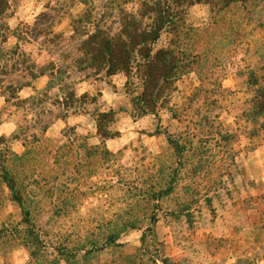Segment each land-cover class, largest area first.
I'll return each instance as SVG.
<instances>
[{
    "label": "rangeland",
    "instance_id": "obj_1",
    "mask_svg": "<svg viewBox=\"0 0 264 264\" xmlns=\"http://www.w3.org/2000/svg\"><path fill=\"white\" fill-rule=\"evenodd\" d=\"M116 1L93 0L91 22L106 13L99 24L115 33ZM86 4L10 0L11 30L29 34L22 52L67 72L78 100L66 113L56 101L68 90L45 78L17 99L0 91V264H264V119L249 118L264 86V0L188 8L172 47L185 71L146 117L135 72L121 86L78 63ZM173 41L163 33L157 47ZM16 44L4 46L13 61Z\"/></svg>",
    "mask_w": 264,
    "mask_h": 264
},
{
    "label": "trees",
    "instance_id": "obj_2",
    "mask_svg": "<svg viewBox=\"0 0 264 264\" xmlns=\"http://www.w3.org/2000/svg\"><path fill=\"white\" fill-rule=\"evenodd\" d=\"M78 1L84 5H87L88 2L90 6L76 21V25L78 24L82 28L81 30H84L82 31L84 39L79 49L83 58L79 59L78 63L84 64L87 68L102 70L106 76L123 74L128 78V81L131 74L135 72L142 88L140 94L132 99V105L137 114L143 116L156 112L157 107L162 104L166 96L162 94V89H166L170 82L175 81L185 71L186 60L183 53H178L170 47L153 51V45L159 40L161 33L166 31L173 34V47L178 48V42L183 35L179 26L183 24L182 18L188 8L205 4L213 10L218 8L217 11L221 12L232 4H245L250 0H119L113 3L116 4V24L119 26L115 33L110 27L99 24L105 19L106 13H103L101 21L98 23L91 22L93 0ZM134 2L139 6L136 11H127L122 8V5ZM57 7L58 12L64 11L61 4ZM112 15L113 13L107 14L110 18ZM11 17L10 0H0V91L3 97L7 93L11 94L13 99H17L21 90L31 87L33 81L46 76L48 88L53 86L58 89L59 93L66 90L69 92L64 100L59 102L57 99L56 103L65 108L66 113L74 109L73 102L78 98L64 83L67 72L53 61L38 65L27 57L22 52L20 44L29 42L27 41L29 34L22 32L19 27L11 30L8 24ZM82 23L85 24L84 27H82ZM85 26L91 30H87ZM77 30H79L78 27ZM74 31L76 32V29ZM46 34L51 36V39L57 36L50 30L46 31ZM10 37L17 40L12 54L17 55L21 60L13 61L9 57V53L4 51V46ZM34 37L36 38V35ZM29 40H31L30 37ZM7 62L10 65H7ZM16 74L19 78L17 81H10L4 85V78ZM4 98L7 101V97ZM81 98L79 101L82 100ZM110 116H112L111 111L98 115L97 129L103 139L111 137L102 128ZM249 118L252 122L264 119V86L256 90L251 100ZM261 128H264V124ZM0 168L1 173L5 174L3 167L0 166ZM4 182L9 185L11 191H14L13 184L6 182L5 179ZM17 202H20L19 198H17ZM243 262L246 263V261Z\"/></svg>",
    "mask_w": 264,
    "mask_h": 264
},
{
    "label": "crops",
    "instance_id": "obj_3",
    "mask_svg": "<svg viewBox=\"0 0 264 264\" xmlns=\"http://www.w3.org/2000/svg\"><path fill=\"white\" fill-rule=\"evenodd\" d=\"M195 6H198V5H195ZM163 33H167V34H169V35H171L172 36V34L171 33H169V32H166V31H163L162 33H161V35L163 34ZM161 35H160V38H161ZM160 38H159V40H160ZM159 40L153 45V51L155 52V51H157V50H159V49H166V48H172L173 47V45H172V43H168L166 46L164 45V46H161V47H157V43L159 42ZM180 43V42H179ZM181 44V43H180ZM178 47H180V45H178ZM105 77L108 79V81L109 80H111V82L112 83H114V82H119L120 83V85L121 86H125V84H127L126 82H128V78L125 76V75H123V74H116V75H112V76H106L105 75ZM42 78H45V79H47V81H48V78L46 77V76H43V77H40V78H38L37 80H39V79H42ZM117 86V85H116ZM29 88V87H28ZM117 90H119V89H117ZM23 90H21L20 92H22ZM19 92V93H20ZM76 94V93H75ZM83 96H84V94H82ZM82 95H80V97L82 96ZM77 96V95H76ZM78 97V96H77ZM110 111H113V110H109V112ZM114 112V111H113ZM72 113V112H71ZM73 114H75V113H73ZM154 114V113H153ZM148 115H150V114H147V115H143V117H146V116H148ZM50 129V126H49V128H45L43 131H44V134L48 131ZM10 134V133H9ZM6 137V136H5ZM21 147L22 148H24L23 147V145H21ZM2 260H3V258H2Z\"/></svg>",
    "mask_w": 264,
    "mask_h": 264
}]
</instances>
